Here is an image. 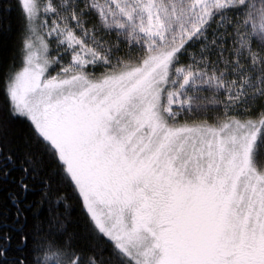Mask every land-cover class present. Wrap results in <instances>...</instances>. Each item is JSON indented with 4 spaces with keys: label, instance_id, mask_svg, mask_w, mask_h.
<instances>
[{
    "label": "snow or ice",
    "instance_id": "snow-or-ice-1",
    "mask_svg": "<svg viewBox=\"0 0 264 264\" xmlns=\"http://www.w3.org/2000/svg\"><path fill=\"white\" fill-rule=\"evenodd\" d=\"M0 264H264V0H0Z\"/></svg>",
    "mask_w": 264,
    "mask_h": 264
}]
</instances>
